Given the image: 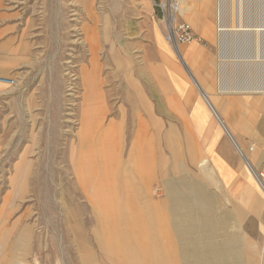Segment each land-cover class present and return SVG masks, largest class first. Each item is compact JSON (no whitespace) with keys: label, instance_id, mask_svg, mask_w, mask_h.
Instances as JSON below:
<instances>
[{"label":"rangeland","instance_id":"rangeland-1","mask_svg":"<svg viewBox=\"0 0 264 264\" xmlns=\"http://www.w3.org/2000/svg\"><path fill=\"white\" fill-rule=\"evenodd\" d=\"M192 1L93 0L89 9L87 0H0V77L14 81L0 82V264L80 263L66 226L70 221L81 225L88 220L89 211L72 186L66 154L81 114V66L92 70L91 41L98 45L107 115L113 122L124 120L131 128L136 112L146 118V99L161 132L174 128L183 144L180 122L168 110L159 86H167L170 94L177 89L184 99L190 88L196 91V100H204L201 92L206 93L241 149L240 153L210 112L214 110L206 108L207 124L197 132L200 144L203 153L216 158L217 175L228 177L227 183L226 178L219 183L221 188L211 189L220 192L228 188L225 192L232 218L243 223L247 236L245 256L239 255L237 247L232 264H254L251 261L255 260L264 264V176H259L264 172V92L245 90L256 79L250 70L256 74L257 68L237 61L242 55L258 58L264 54L255 42L250 50L246 46L235 49L232 43V48L221 50L220 36L211 41L202 35L200 26L210 25L215 30L219 24L220 28L224 1L194 0L199 14L207 4L214 9L207 11L208 15L214 12L212 19L203 22L198 17L196 26L187 20L186 11L177 7L191 6ZM14 9L21 11L22 17L16 27L9 28ZM248 13L250 22L257 19L264 23V0ZM172 24L189 26L197 40L169 42L167 32ZM222 52L231 57L227 62L222 60ZM163 54L182 69V86ZM157 67L169 72L170 78L156 73ZM207 69L210 80L205 82L201 77ZM141 93L143 104L136 105ZM184 110L192 117L194 105ZM161 150L167 157L166 170L179 173L172 149L162 145ZM24 152L29 159L25 182L12 187L10 178ZM182 159L190 170H196L186 153ZM87 233L95 258L118 264L99 249L90 228ZM215 243L218 248V240ZM208 245L209 238L203 235L198 240L197 257L189 245L187 264L195 258L200 264H229L222 252L219 261L211 260Z\"/></svg>","mask_w":264,"mask_h":264},{"label":"bare ground","instance_id":"bare-ground-1","mask_svg":"<svg viewBox=\"0 0 264 264\" xmlns=\"http://www.w3.org/2000/svg\"><path fill=\"white\" fill-rule=\"evenodd\" d=\"M223 1L224 15L219 28L221 50H228L230 43L235 44V49H249L255 42L264 54V23L253 17L256 23H252L247 15L251 7H258L260 0ZM192 2L191 6L185 7L184 4L177 7L185 10L187 20L196 26L198 5L194 0ZM92 3L93 0H87L86 7L91 9ZM89 50L92 70L86 71L84 65L81 66L84 86L81 114L66 154L72 186L89 211L88 220L81 225L70 221L66 226L79 264H106L97 260L90 250L88 228L99 249L118 264H187L191 246L192 253L196 257L199 254L198 240L203 235L209 238L211 260L219 261L222 252L232 264L237 247L241 252L239 255L245 256L247 236L241 228L243 223L234 222L232 218L229 196L225 192L228 188L220 192L211 189L213 186L220 187L219 183L226 176L217 175L216 158L203 153L197 134L207 124V109L211 107L214 110V113L209 111L222 123L240 153L241 149L221 121L216 108L205 97L206 93L200 91L204 100H196V91L190 88L184 99L177 89L170 94L167 86H159L168 110L180 122L185 136L183 144L174 128L161 132L160 122L154 117L151 104L143 93L138 95L136 105L143 104V97L147 116L145 118L136 112L134 126L128 128L124 120L116 123L108 118V103L102 89L101 64L95 41H91ZM242 56L244 58L238 56L241 58L237 61L257 68L256 74L249 69L257 80L245 86V90L264 92V55L258 58L250 54ZM221 57L227 62L230 56L222 52ZM164 59L169 65L172 63L179 86H182L180 80L185 77L182 69L166 55ZM156 73L170 78L169 72L162 67H157ZM209 76L207 69L200 77L208 82ZM193 105L192 117H187L184 107ZM160 145L172 149L179 173L166 170L167 157ZM184 153L195 164V171L186 166L182 159ZM28 160L26 152L22 153L10 178L12 187L18 182H25ZM226 179L227 183L228 177ZM158 183L162 186H156ZM216 196L221 200L219 203ZM193 260L192 264H200L196 258ZM251 262L256 264V260Z\"/></svg>","mask_w":264,"mask_h":264},{"label":"crops","instance_id":"crops-1","mask_svg":"<svg viewBox=\"0 0 264 264\" xmlns=\"http://www.w3.org/2000/svg\"><path fill=\"white\" fill-rule=\"evenodd\" d=\"M208 2L210 3V0H208ZM187 6V5H186ZM205 8V10H204ZM203 8V12L201 13V15L198 13V9H197V16L201 19V21L205 20L206 18H210L212 19L213 16H214V12L211 11V15H208L207 11L210 9V10H214L213 7H211L210 4H207L206 7ZM220 8V7H219ZM205 11H206V14H205ZM12 15L10 16V18H12L13 20L8 24L9 28H13V27H16L20 18L22 17L21 15V11H14L11 13ZM205 17V18H204ZM204 22V21H203ZM218 24V23H217ZM217 26V25H216ZM200 32L202 33V35L204 37H206L207 39L209 40H214L216 35H219L220 36V33H219V24L217 26V28H215V30L213 29V27H211L210 25H205L201 28L200 26ZM261 153L264 154V145H263V148L261 150ZM245 158V157H244ZM264 158V156H263ZM246 159V158H245ZM262 167H264V163L261 164Z\"/></svg>","mask_w":264,"mask_h":264},{"label":"built area","instance_id":"built-area-1","mask_svg":"<svg viewBox=\"0 0 264 264\" xmlns=\"http://www.w3.org/2000/svg\"><path fill=\"white\" fill-rule=\"evenodd\" d=\"M167 40L169 42H176V41L189 42L192 40H197V38L195 37L189 26L184 24L178 26L172 24L168 27ZM0 82L4 84L14 83L13 79L4 78V77L2 78L0 77ZM254 174L256 175L257 178H259V176L261 177L264 176L263 171L259 173V176L255 172Z\"/></svg>","mask_w":264,"mask_h":264}]
</instances>
